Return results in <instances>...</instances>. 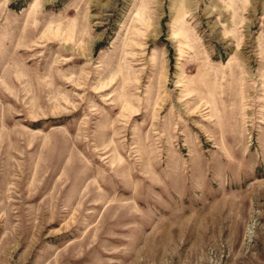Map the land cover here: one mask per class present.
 Wrapping results in <instances>:
<instances>
[{
    "label": "rangeland",
    "instance_id": "1",
    "mask_svg": "<svg viewBox=\"0 0 264 264\" xmlns=\"http://www.w3.org/2000/svg\"><path fill=\"white\" fill-rule=\"evenodd\" d=\"M0 264H264V0H0Z\"/></svg>",
    "mask_w": 264,
    "mask_h": 264
}]
</instances>
